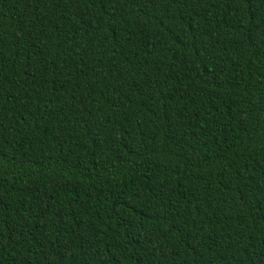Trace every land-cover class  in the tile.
Listing matches in <instances>:
<instances>
[{"label":"trees","instance_id":"obj_1","mask_svg":"<svg viewBox=\"0 0 264 264\" xmlns=\"http://www.w3.org/2000/svg\"><path fill=\"white\" fill-rule=\"evenodd\" d=\"M0 264H264V0H0Z\"/></svg>","mask_w":264,"mask_h":264}]
</instances>
